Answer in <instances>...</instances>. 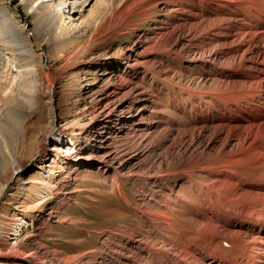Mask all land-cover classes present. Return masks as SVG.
Returning a JSON list of instances; mask_svg holds the SVG:
<instances>
[{
	"label": "rangeland",
	"instance_id": "1",
	"mask_svg": "<svg viewBox=\"0 0 264 264\" xmlns=\"http://www.w3.org/2000/svg\"><path fill=\"white\" fill-rule=\"evenodd\" d=\"M62 1L52 0V10L60 9ZM107 1L68 0L63 5L65 13L50 33L41 29L44 13L36 16L18 0H0V24L6 17L19 21L27 38L9 42L8 35L3 37L7 43L3 42L0 49L4 50V55L0 54V83L7 81V95L14 91L12 103L24 100L25 86H31L33 99L23 103L22 129L7 140L23 166L11 179L14 169L10 167L2 175L6 184L0 196L3 264H13L8 261L11 255L29 257L34 264H144L153 259L146 245L154 246L160 255L170 251L175 259V246L180 242L192 250L190 241L201 245L203 234L218 233L220 242L228 245L231 239L225 235L227 229L257 235L264 227V218L258 215L264 213V199L254 196V192L263 193L264 179L253 171H241L236 178H226L218 169L202 171L200 166L206 162L216 165L223 149L214 124L198 121V115H217L205 108L198 115L187 116L178 104L179 87L187 91L181 99L185 106L188 100L194 101L193 97L187 99L189 92L203 96L205 91L218 88L198 63L197 58L208 57V49L189 45L187 32L180 33L182 41L176 43L174 33L178 31L168 33L172 26L164 24L169 13L165 4L152 8L154 2L133 12L149 8L147 15H139L130 27L116 25L118 34L106 36L107 29L99 28L97 21L110 15L105 11ZM73 20L82 29L76 31V37L69 30ZM82 20L96 24V37L88 36ZM161 27L163 34H159ZM172 35L170 46L163 47L164 38ZM134 54L140 61H135ZM219 54L215 58L217 70ZM129 62L134 65L128 66ZM233 64L236 62L229 65ZM16 74L22 81L20 86L16 79V84L11 82ZM130 81L147 98L140 117L146 116L149 125L142 122L131 129L123 124L120 132L111 130L98 136L103 127L96 124L93 114L94 108L98 109L97 94L117 87L125 90ZM86 82L91 84L86 86ZM133 96L129 99L134 104ZM133 104L126 107L127 114L135 113L137 106ZM8 109L2 106L0 119L6 118ZM55 129L61 130L67 143L62 151L37 155L32 164L28 163L43 142L47 153L54 152L47 139ZM108 142L111 154H118L116 158L110 159L100 148ZM66 147L76 149L73 157H82L78 164L68 162ZM210 193L212 201L208 199ZM160 211L165 213L162 217L156 214ZM18 215L25 216L30 226L17 249L10 252L7 248L14 241ZM207 222L218 224L219 230L206 229ZM212 241L207 237L205 243ZM255 254V260L264 258V253Z\"/></svg>",
	"mask_w": 264,
	"mask_h": 264
},
{
	"label": "bare ground",
	"instance_id": "2",
	"mask_svg": "<svg viewBox=\"0 0 264 264\" xmlns=\"http://www.w3.org/2000/svg\"><path fill=\"white\" fill-rule=\"evenodd\" d=\"M6 1L14 2V0H3V2ZM18 1L28 11L31 10L32 14L36 16L40 12L44 13L41 29L44 32L49 31L50 33H54V30L66 11L64 10L63 5H66L68 2V0H63L59 4V7L61 8L53 11L51 8L52 0ZM86 1L89 0H85V2ZM153 2L155 4L152 8L157 7L160 4H165L166 10L169 13L165 16L166 22H164V24L168 27L172 26L168 33L178 31L177 35L174 33L177 40L176 43L182 41L179 34L187 32L185 40L188 41L189 45H195L204 50L208 49L207 51L209 52L206 59H204V57L202 60L201 58L197 59L200 64V69L205 70L206 73L212 76L209 80L210 83L216 85L218 88L216 87L217 89L213 92L205 91L203 96L198 95L197 91L194 93L189 92V97L187 96V99L193 97L194 101L188 100L186 106L181 99L186 96L187 91L184 88L179 87L177 92L180 110H182L187 116H191V114L198 115L199 112L205 111V108L208 109L209 114L214 112L217 115V118L208 117V115H198V117H200L198 121H204L207 125L208 123L214 124L212 126L215 127V131L219 132L216 138L222 141L223 149L222 156L215 161L217 162L215 166L211 162H206L205 165L202 164L200 166V169L202 171L218 169L220 170L218 171L220 172L219 174H224L226 178H228L229 175H231L232 178H236L241 171H253L256 175L264 179V0H108L105 5V11L110 15L101 20L99 19V21H97L98 27H105L107 29L108 33L106 36L110 34L116 35L118 34L116 25L121 24L130 27V24H133V20H136L139 15H147L149 11L148 8L146 10H140L137 14H133V12H136L135 8H140L144 5L147 6V4ZM67 6L70 7V2ZM80 6L82 5L79 4V7ZM46 7L50 8L46 9ZM78 9L74 10V12L76 11L77 13V11H79ZM81 17L82 16L79 18ZM74 21L75 20L72 21L70 26L71 29L69 30L76 37L77 32L82 29L80 28V24L78 22L74 24ZM17 22L6 17L4 18L2 25L0 24V49L2 48L1 45H3V42L7 43L3 40V37L6 38V35H8V39H6L9 42L13 40L24 41L27 39L25 36V30L20 23ZM88 22L82 20L81 23H84L83 29H85V32L87 31L89 33V37H96L99 28L96 27V24L91 25V23L89 22L88 24ZM163 30L164 29L162 28V30L159 31V34H163ZM60 37H62V35L59 36V38ZM171 39H173V35L164 38L161 45L165 48L169 47L170 45L168 43ZM218 51L221 54H219V56H221V65L217 70L214 66L218 65V62H216L215 59ZM0 54L4 55V50H1ZM134 56L136 62L140 61L136 54H134ZM232 61H235L236 64L230 66L229 64H231ZM133 65V62L128 63V66L130 67ZM216 71H219L218 74L220 76H218ZM105 73L109 72L106 71ZM10 75H13V73ZM17 77L18 74L14 77L11 76L10 79L13 84H16V79V81H18L17 85L20 86V82L22 81L17 80ZM4 84L0 83V110L3 105H5L6 108L9 107V109L7 113H5L6 118L0 119V147L3 148L2 151H0V196L6 187V184L2 183V175L4 172L7 171L8 167L14 169V172L10 177L11 179L14 177L16 170L23 166V164L17 159L15 148L13 147V149H11L7 144V140L8 137H13L22 129V120H24L23 117L25 116V104L23 103H31L33 100H31V92H29L31 86H25L24 90L26 92H24V100L22 102L21 100H17L12 103L14 91L10 90V94L7 95L5 92L7 85L5 86ZM90 84L91 83L86 82L85 85L87 86ZM140 92L141 91L134 86L133 82L131 83L130 81L126 85L125 90L117 87L97 94L96 99L98 109L94 108L95 110L93 114L94 116L96 115V124L103 127L102 130L99 128L100 132H97L98 136H103L104 133L108 134L111 130H115L114 132H120V128L123 127V124L124 126L129 124L128 126L131 129L134 127V124L138 125L142 122L145 126L149 125V121L145 118L146 116L140 117L147 104V98H145V95ZM131 95H134L133 99L136 103L135 106H137V109L135 108V113L130 115L126 113V107L133 104V101H130L129 99V96L131 97ZM128 101L130 102L128 103ZM180 104H184V106L181 107ZM111 119H114V121ZM111 122L118 123L119 125L112 126L110 125ZM96 130L98 129L95 128L93 131L96 133ZM49 137L50 138L47 139V141H51L49 146H51V149L54 150V152L47 153L43 142L33 158L28 160V163L32 164L37 155L40 156L46 153V155L50 156L53 155L55 151H62L65 144H67L62 139L63 136L60 129H55L53 133H50ZM109 147V142L106 146H100L105 152L104 154L107 156L109 155L110 159L116 158L118 154H111ZM66 149L67 151H65V154L67 156L66 158H69L68 162L70 161L78 164L82 157H73L74 155L72 153H75L76 149L71 150L68 147H66ZM51 161L53 162L54 159L52 158ZM76 164L74 165L73 163L74 166H76ZM208 176L210 177V175ZM213 176L215 177L216 175ZM219 180H216V182ZM232 185L235 187L234 184ZM216 186L218 189L219 185ZM213 189L215 190V188ZM260 190L263 192L262 194L257 192L256 194L254 192L256 199L259 196L264 199V188H260ZM218 191L220 190L218 189ZM248 195L252 196L250 193H248ZM212 197L213 194L210 193L208 196L209 201H212ZM156 214L158 217H162L165 213L164 211H160ZM258 215L264 218L263 212H259ZM15 219H17L15 222L16 225L13 228L15 232L12 234V240L14 241H11L7 248V251L10 252L17 249L19 239H21V236L30 226L29 220L23 215H18ZM165 221L166 223L168 222V220ZM254 225L257 226L258 224L256 223ZM207 228L219 230L220 226L218 224L216 225L207 222L206 229ZM233 230L227 229L225 234L229 235L231 239L228 245L235 244L233 248L224 243L222 244V242H220L221 236H219L218 233H210V235L203 234L201 237V245H198L195 242L190 243L191 241H188L190 248L193 247L192 250L182 242L177 244L175 247H178L174 252L176 253L175 259L171 257L173 253H170V251L165 250L162 252L161 250L163 254L160 255L154 246L146 245L151 250L148 251V253H151L153 259L144 261V264H154L153 261L155 264H158L157 261H160L159 264H264V258H259L257 260L254 258L256 255L255 253H264V227H260L258 231L256 230L257 235L254 233L252 235V230L250 231L251 233L242 232V230ZM207 237L214 241L205 243ZM165 257L168 260H166ZM31 260V258L25 256L20 257L11 255V257L8 258V261L13 264H34ZM3 263L4 262H1L0 260V264ZM124 263H127V261Z\"/></svg>",
	"mask_w": 264,
	"mask_h": 264
}]
</instances>
